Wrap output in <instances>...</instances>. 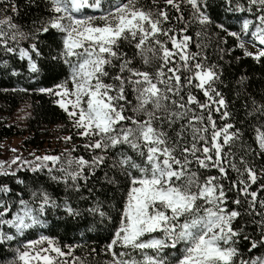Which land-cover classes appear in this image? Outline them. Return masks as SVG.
<instances>
[{
  "label": "snow or ice",
  "instance_id": "obj_1",
  "mask_svg": "<svg viewBox=\"0 0 264 264\" xmlns=\"http://www.w3.org/2000/svg\"><path fill=\"white\" fill-rule=\"evenodd\" d=\"M152 5L145 8L139 0H46L47 17L34 20L26 31L15 22L20 16L17 0L3 5L0 49L26 61L28 78L37 84L65 75L51 87L31 91L52 98L85 143L60 155L0 161V176L22 186L14 193L8 183H0V226H9L8 232L0 228V244L45 224L55 213L63 217L66 229L84 235L107 232L110 264H237V257L239 264H264V255L244 259L240 247L247 244L249 254L264 248V212L256 210L257 203L264 208V199H258L264 184L250 190L264 179V168L258 176L255 164L244 157L243 167L238 166L231 146L242 143L241 129L233 131L228 123L218 128L213 118V111L221 120L231 117L225 97L214 87L222 68L206 64L207 56L199 52L205 45L198 43L196 53L189 51L187 26L166 27L169 9L178 13L172 19L183 21L182 7L188 6L192 22L202 30H218L221 53L232 51L227 48L231 37L244 57L264 64V0H163V7L152 0ZM89 9L98 14H86ZM24 41L30 43L21 46ZM124 43L133 48L131 55L122 51ZM137 58L141 67L135 66ZM12 75H21L15 66ZM245 80L240 77L241 84ZM193 86L204 102L192 93ZM2 91L29 94L28 88ZM251 109L264 121V95L259 102L251 99ZM254 131L259 152L253 150V157L264 159V123ZM62 139L67 143L72 136ZM78 147L90 158L73 156ZM226 166L238 176L228 188L223 183L229 179ZM212 169L218 175L202 176ZM100 170V187L93 184L83 195ZM20 171L32 174L30 182ZM53 186H62L63 194ZM233 189L237 198L229 201ZM13 195L16 199H10ZM229 202L236 207L229 209ZM245 215L252 218L255 232L245 231L248 222L239 223ZM64 247L69 251L41 235L15 249L5 264H62L74 245Z\"/></svg>",
  "mask_w": 264,
  "mask_h": 264
},
{
  "label": "trees",
  "instance_id": "obj_2",
  "mask_svg": "<svg viewBox=\"0 0 264 264\" xmlns=\"http://www.w3.org/2000/svg\"><path fill=\"white\" fill-rule=\"evenodd\" d=\"M151 1L152 0H139L140 4L145 8L148 7L149 2ZM6 2L7 0H0V12L3 13V15L6 14L3 11V5ZM241 2H246V0H241ZM17 3L20 6V16L15 22L25 26V31L32 25L34 20H39L41 17H47L46 0H17ZM182 12L184 13V19L183 21H178L176 19H172V17L177 16L178 13H176L174 10L169 11L170 21L166 27H171L174 30H178L187 26L186 34L192 38L189 43V51L196 53L198 51L196 47L198 43L205 45V47L199 49V52L201 53V57L204 55L207 56L206 64L209 66L213 64L220 66L218 71L222 68V79L218 80L214 87L225 97L228 103L227 110L231 113V117L221 120L220 114L213 111V118L215 119L218 128H222L224 123H228L234 125L232 129L233 131L236 128L241 129L242 143L237 142L231 146V151L235 154V162L242 168L243 166L240 165V158L244 157L249 163L255 164L257 174L259 176L260 170L264 168V159L260 158L259 156L253 157V150L259 152L258 146L254 141V129L259 124L264 123V121H261L258 116L252 112L251 99L256 98L259 102V97L264 95V64L256 62L251 58L244 57L242 50L234 47V41L231 37H227V48L232 49V51L221 53L219 49L224 47V44L221 40L217 39L218 30L215 28L202 30L200 25L192 22L189 19L184 7H182ZM230 22L235 23V21ZM198 31L201 32L200 37H197L196 35ZM219 35L223 37V33H219ZM168 46L171 47L170 44ZM122 51H127L129 55H131L133 48L124 43ZM221 55H223V59H221ZM237 57H240V59L237 60ZM5 61H7V64L4 63ZM13 66H15L20 71L21 75L19 77L12 75ZM5 68H7V71L4 70ZM184 75L187 74L185 73ZM241 76L246 77V80L243 84L240 83ZM64 79L65 75L62 73L54 79L51 77L42 79L41 83L37 84L28 78L26 61H21L18 56L11 58L10 54H7L2 49H0V113L4 114L12 112L22 101L30 100L32 102V115L28 120V129L30 135L24 140L27 146H29L31 149L40 151V149L43 148L44 144L47 142V139L40 138L41 133H44L46 129L55 127V125H57L60 120H63L62 113L59 112L57 106L53 104L52 98L38 92L33 93L31 90L38 87H51L53 83H59ZM5 88H28L29 94L26 95L23 92L13 93L11 91H2V89ZM190 90L198 97L201 102L205 101V97L201 91L196 90L194 86ZM188 91V88H185L182 91L185 99L187 97ZM131 96L132 95L129 93V100H131ZM196 110L199 112L198 108ZM204 115L206 119L207 113L205 112ZM178 127L179 125H176V128ZM172 134L174 135V132ZM21 135H24V131L18 129L13 123L0 116V153L1 142H3L5 139L18 137ZM224 150L227 152L228 146H225ZM82 154L85 155L86 158H90L86 152L78 153L79 156ZM228 159L231 162L232 157L229 156ZM226 167L228 170L229 179L224 180L223 183L225 184V187L228 188L230 182L232 180H236L238 176L234 170L228 166ZM193 168L195 169L196 166L193 165ZM19 174L26 180V182H30L28 181V178L32 176L31 173L20 171ZM103 175L104 170H100L94 177L90 178L87 182V187L83 191V195H88L87 188L92 187L93 184L99 188L100 184L98 181L103 177ZM206 175H218V172L215 169L202 171V176ZM0 183H8L13 188L14 193L19 192L22 187L16 184L14 178L9 179L0 176ZM81 183L83 184L84 182L81 181ZM260 184H264V179H261L259 183L252 185L250 190L257 191L260 188ZM53 189L60 195L63 194L62 186L60 188H55V186H53ZM228 196L229 201L236 199V190L233 189L228 193ZM23 198H29L27 192L24 193ZM10 199H16V197L13 195L10 197ZM258 199H264V191L259 192ZM85 207H87V205H85ZM228 207L231 209L236 206L229 202ZM244 207L246 208L247 205L245 204ZM256 210L258 212H264V208H260L259 203H257ZM13 211H15V209H13ZM241 211H243V209H241ZM259 218L260 217H255V219ZM251 219L252 218L245 215L239 221L240 224L248 222L249 227L245 229L246 232H255L254 227L251 226ZM118 223L119 221L117 219V224ZM0 228H2L3 231H9V226L7 225L0 226ZM40 231L49 237L54 238L63 249H67L64 247L65 245H74L72 248L73 253L79 255L80 257H84V264L108 263L105 259H109L110 253L105 251V245L110 241L111 236L107 232H101L98 235L95 231H93L88 235H84L82 230L73 231L70 228L66 229L64 226L63 217L55 213H51L49 215L46 222V230ZM112 231H114V229H112ZM13 243L14 241L0 244V263L7 260ZM240 247L244 259H249L250 256L254 257L258 255H264V248H257L251 254H249L247 251V244H241ZM114 250L117 253L122 251L119 246H117ZM239 259L240 258L237 257V264H239Z\"/></svg>",
  "mask_w": 264,
  "mask_h": 264
},
{
  "label": "rangeland",
  "instance_id": "obj_3",
  "mask_svg": "<svg viewBox=\"0 0 264 264\" xmlns=\"http://www.w3.org/2000/svg\"><path fill=\"white\" fill-rule=\"evenodd\" d=\"M158 3L160 7H163V0H158ZM148 7H153L152 1L149 2ZM184 8L186 9L187 15L189 17L191 14L190 7L184 6ZM171 10L172 9H169V11ZM86 14L91 15V14H98V13L87 12ZM4 16L5 15H3V13L0 12V19H3ZM9 35H11V33H9ZM28 43H30V41H24L22 42L21 46H26ZM246 47H248L249 50L255 51V49L252 47L250 43L246 44ZM136 65L139 67L142 66L141 63L139 64V58H137ZM147 70H153V68H149ZM68 86L71 87V84L69 83ZM131 100H133L132 96H131ZM57 108L59 112L62 113L63 120H60L57 123V125H55V127L46 129L44 133H41L40 138L47 139V142L44 144V147L40 149V151H36V149H31L29 146H27L26 142L24 141L30 135L29 129H28L29 118L26 116L27 113H31L32 115V102L30 100L22 101L10 113H4V114L0 113V116L7 119L11 123H13L18 129L24 131V135L5 139L3 142H1L0 161H11L12 158L17 155L20 156L22 159H26V160H32L35 155H44V154L60 155L64 153L65 149L71 150L74 144L83 145L85 141L82 138H80L78 135H76V130L72 126L71 122H69L67 115L58 106ZM69 135L72 136V140L66 143L62 139V137L69 136ZM12 149H15L16 151L13 152ZM80 152L85 153L82 147H78L75 151L72 152V155L78 157L79 156L78 153ZM88 155L90 156V153H88ZM39 227L40 226H36L32 229L25 230L23 234L16 235V239L14 240V243L11 247V251H10V254L7 260L11 259L12 256L14 255L15 249L25 244L27 240H38L41 235L48 236L45 233H42L40 231L41 229H38ZM4 231L8 232V230H4ZM12 233L15 234L14 229H12ZM43 246H46V244ZM63 250L65 252L69 251L68 248L63 249ZM169 253L171 254L172 250H169ZM136 256L138 259L141 258L139 256V253H137ZM7 260H5L4 262L0 264H5ZM83 260H84V257H80L79 255L74 254L73 250L71 249V254L67 256L66 258H64V260L62 261V264H78V262L79 264H84ZM105 260H107L108 262L107 264H110V261L112 260L111 254L109 255V259L107 258Z\"/></svg>",
  "mask_w": 264,
  "mask_h": 264
}]
</instances>
